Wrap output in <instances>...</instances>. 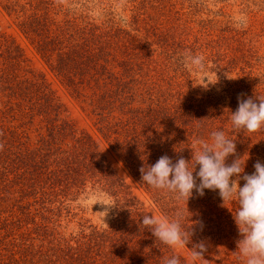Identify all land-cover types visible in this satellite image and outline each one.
Listing matches in <instances>:
<instances>
[{"label": "rangeland", "instance_id": "obj_1", "mask_svg": "<svg viewBox=\"0 0 264 264\" xmlns=\"http://www.w3.org/2000/svg\"><path fill=\"white\" fill-rule=\"evenodd\" d=\"M41 9L55 35L62 28H78L72 37L75 58L63 71L56 56L70 48L53 40L44 51L28 32L27 22ZM90 28L96 30L89 39L92 51L83 36ZM111 29L118 32L115 38ZM105 36L109 41L98 48ZM123 38L135 41L136 48L130 49ZM187 51L204 57V72L183 62ZM115 84H121V92ZM240 92L246 94L241 99L251 97L256 103V96L264 97V0H0V264H13L45 220L67 237L86 227L104 229L132 206V218L142 213L171 219L183 212L182 230L190 228V241L187 248L162 243L163 259L176 255L180 264H190L189 249L203 243L204 260L195 264H244L238 258L242 237L234 221L235 198L223 203L218 189H204L203 196L194 189L186 202L177 200L175 194L145 184L140 172L165 155L173 163L183 157L192 170L194 140L211 143L210 133L220 130L236 144L226 165L248 158L240 175L252 174L255 162L264 164V127L233 131L230 116ZM177 106L184 107L178 120L172 116ZM200 112L208 117L203 125L192 120ZM61 126L78 138L85 135L91 144L76 149L89 152L92 161L85 159L80 167V159L74 165L80 170V177L72 179L75 185L66 186L59 168L57 179L14 187L15 148H41L39 140L48 130ZM12 134L11 144L7 136ZM135 136L143 146L128 149ZM60 137L54 148L62 153L52 152L53 160L71 152L70 136ZM198 170L199 165L194 178ZM244 183L239 180L241 187ZM37 199L35 207L26 206ZM41 206L45 219L33 222L31 215ZM106 209L103 217L100 212Z\"/></svg>", "mask_w": 264, "mask_h": 264}, {"label": "trees", "instance_id": "obj_2", "mask_svg": "<svg viewBox=\"0 0 264 264\" xmlns=\"http://www.w3.org/2000/svg\"><path fill=\"white\" fill-rule=\"evenodd\" d=\"M44 11L45 9H41V11L37 10L36 12L38 13L33 14V17L27 22L29 26L28 32L36 38V46L44 51L47 50L46 47L49 42H52L53 40L56 45H61L62 49L67 48V46L70 48V50H68L69 52L58 53V56H56V60L59 61H57L58 69L63 71L64 69H67L66 63L72 62L75 58L72 37L77 34L78 28H74L72 31H70V28H62L57 31L58 35H55V32L52 33L47 26ZM84 31V40L90 44L89 39L90 37L93 38L95 36L94 33L96 30L90 28L89 30ZM113 31L114 29H111L108 33H110L109 35L111 37L115 38L118 32L117 30ZM113 34L116 35L112 36ZM63 38H65L67 45H64L65 42L63 41ZM109 38V36L104 38V41H101L102 43L98 48L105 47L106 41H109ZM57 39H60V41L57 42ZM123 41L125 44L132 47L130 49L136 48L135 46L137 44L135 41L133 42L134 45L129 39L123 38ZM88 49L89 51H92V42ZM74 75L75 73L73 72V76ZM115 86V89L118 92L122 91L119 89L121 84H115ZM122 87L124 90L126 89L125 85H122ZM238 95L242 96L246 94L240 92ZM45 98L48 101L52 100V98ZM48 105L51 106V108L57 107L54 106V103ZM191 106L193 107V105ZM156 109L155 111H159V108ZM182 110H184L183 106L182 108L177 106L174 108L172 116L176 115L175 119H180ZM161 112L164 113L163 110H161ZM152 113L153 110H151V116ZM1 114L2 112H0V115ZM197 115L199 116L192 118L193 123L197 121L200 122V125H203L206 121L204 119L208 118L207 115H204L203 112H200ZM118 120H120V117ZM2 122L3 121L0 120V123ZM182 131L186 132V124L182 125ZM61 135L64 137L70 136L72 139L71 152L67 153L65 156L58 158L55 157L53 160L50 158L52 152L55 151L56 156H59L62 153L61 150L54 148L56 143L60 142ZM80 135L81 138H78L80 136L76 135L74 130L72 131L68 126L66 130L65 127L61 126L57 129L51 128L48 130L47 134L39 140L41 148L29 149V146H26L23 150L15 148L16 150L13 153L12 159L13 163L15 162L13 167L14 172L12 171L11 173V181L9 179L8 181L12 182L14 187H19V189H21V187L26 188L28 186L34 187L35 185L41 183L43 178L44 184L50 178L57 179L55 178L56 175L54 177V174H58L60 172L59 168H62V180H68L69 184L66 186H74L77 180L72 179L80 177V170L74 168V165H76L80 159V167L83 160L86 159L89 163L92 161V155L90 156V153L85 151L91 146L89 138H86V136L81 133ZM13 137L14 134L7 136V140H9L8 142L11 144ZM135 138L136 136L133 137L131 141H128L129 147L126 142H124L128 149H132L133 146H137V148H141L143 146L140 140H135ZM52 146L54 150L52 149ZM82 146L86 149L82 151H85L83 154H80L81 152H77L76 149L79 148L81 150ZM128 154L130 153H127V155ZM127 158L131 162V159L129 157ZM50 165L53 167L52 170H48L50 169ZM112 185L114 184H111L110 186ZM38 201L39 200L37 199V201L26 204V206L31 209L35 207V204ZM129 204L132 205L130 202ZM42 209L43 207L41 206V213L38 209L31 215L33 222L39 218L44 221L45 212L42 211ZM133 209L134 208L132 206L131 211L125 210L127 213L124 212L125 216L123 217L116 215L111 218V224L104 229L86 227L83 228L84 230L78 231L74 235H68L67 237L58 234L57 224L52 223L49 220H45V224L37 226L38 228L34 230L32 238L27 240L26 246L21 253V249L18 248L20 255L16 258V260H12L14 262L13 264H22V262H25V264H74L73 262H78L77 264H163V254L165 256V252L162 247V242L153 236L150 228L141 224L142 213L139 214V217L132 218L131 212ZM133 219L135 220L134 224L138 223L136 226L133 224Z\"/></svg>", "mask_w": 264, "mask_h": 264}, {"label": "clouds", "instance_id": "obj_3", "mask_svg": "<svg viewBox=\"0 0 264 264\" xmlns=\"http://www.w3.org/2000/svg\"><path fill=\"white\" fill-rule=\"evenodd\" d=\"M183 62L195 72L202 73L206 70L202 55L194 56L187 51ZM237 99L238 108L230 116L233 131L256 132L264 127V97L256 96L259 103L254 102L251 97L241 99L238 96ZM210 140L211 143L200 138L194 140L197 150L192 156V170H189V162L183 157L173 163L165 155L154 165L141 167L142 181L154 189L173 193L177 200L185 202L192 196L194 189L199 196L204 195V189H218L223 203L235 198L239 207L234 221L242 237L237 242L238 258H243L244 264H264V164L255 162V171L241 176L248 158L243 162L241 157L236 158L230 165L225 163L226 158L236 152L234 140L229 139L224 131L220 130L212 131ZM197 165L199 170L196 172V178H199V184L193 176ZM232 177L236 179H231ZM240 179L245 181L242 187L239 185ZM108 206L116 205L113 203ZM100 213L104 217L107 209ZM183 219L182 211H178L171 219L146 214L142 216L141 224L150 228L153 236L162 243L170 247H186L192 233L190 228L182 230ZM189 250L190 264L204 260L203 254L207 249L203 243L195 244ZM163 264H180V258L176 255L166 257Z\"/></svg>", "mask_w": 264, "mask_h": 264}]
</instances>
